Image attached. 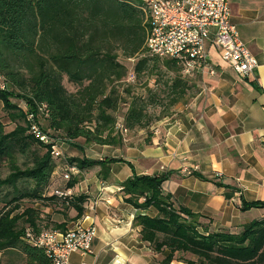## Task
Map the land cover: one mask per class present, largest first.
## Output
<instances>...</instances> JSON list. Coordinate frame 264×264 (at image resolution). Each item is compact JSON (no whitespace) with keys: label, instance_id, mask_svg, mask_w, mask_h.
<instances>
[{"label":"trees","instance_id":"trees-1","mask_svg":"<svg viewBox=\"0 0 264 264\" xmlns=\"http://www.w3.org/2000/svg\"><path fill=\"white\" fill-rule=\"evenodd\" d=\"M141 5V0H0V83L4 86L0 105L14 124L5 133L0 120V169L6 164L9 172L0 178V189L11 188L17 195L0 210V253H18L22 264H52L26 236L48 231L40 228L39 210L19 203L26 199L45 205L55 198L45 193L55 160L50 144L39 141L32 124L48 139L62 140L78 152L83 150L75 144L78 139L85 145L120 147L124 138L115 128L114 114L124 104L122 126L127 133L144 131L149 146L151 126L170 117L171 109L197 90L199 76L194 70L183 74L178 60L145 54L148 24ZM127 60L133 63L134 76L146 78L138 92L126 83ZM165 75L169 77L163 81L161 97L157 87ZM64 79L72 92L64 87ZM156 108L160 109L157 115L149 110ZM28 156L29 166L21 168L18 159ZM115 161L71 156L66 165L79 172L98 167L97 176L104 180ZM167 179L168 175H133L120 184L122 201L144 213L132 222L139 229V239L154 253H167L165 264L173 259L185 264H264V215L238 232L210 231L198 215L176 207L163 193L161 186ZM78 180L71 176L66 188ZM26 181L33 187L19 189L18 183ZM250 209L264 210V201L242 202V211ZM80 212L77 208V216Z\"/></svg>","mask_w":264,"mask_h":264},{"label":"crops","instance_id":"crops-1","mask_svg":"<svg viewBox=\"0 0 264 264\" xmlns=\"http://www.w3.org/2000/svg\"><path fill=\"white\" fill-rule=\"evenodd\" d=\"M227 3L239 40L257 62L248 78H239L208 43L207 65L214 75L198 74L191 98L150 128L151 145H145L144 136L121 148L92 144L102 157L90 160L117 161L104 180L97 176L98 167L76 169L71 176L79 180L67 188L71 196L65 200L53 191L66 189L62 175L68 166L59 175L52 173L48 188L53 190L46 196L55 198L36 204L41 230L95 229L90 252L71 254L68 264H165L167 253H154L132 226L134 217L144 213L122 201L120 184L133 175H168L163 193L176 207L198 215L210 231L238 232L264 215V210H241L242 202L264 201V0ZM7 253H0V259ZM167 264L185 263L173 259Z\"/></svg>","mask_w":264,"mask_h":264},{"label":"built area","instance_id":"built-area-1","mask_svg":"<svg viewBox=\"0 0 264 264\" xmlns=\"http://www.w3.org/2000/svg\"><path fill=\"white\" fill-rule=\"evenodd\" d=\"M141 9L147 17V32L143 44L144 52L159 60L175 59L183 66V74L195 71L214 75L207 65V44L217 50L220 59L229 65L241 79L248 78L257 68L254 56L239 40L236 29L230 21L227 0H141ZM0 84V89H3ZM24 107V106H23ZM28 120H31L29 117ZM115 128L124 137L127 130L121 123ZM31 130L43 144H50V155L55 161L62 160L59 140L48 139L40 134L36 125ZM77 174L73 167H67L62 180L67 183L70 176ZM60 199L71 196L69 189L54 190ZM28 242L42 248L52 264H68L71 254L84 256L90 252L95 237L93 227L76 225L64 232L42 231L37 236L27 232Z\"/></svg>","mask_w":264,"mask_h":264},{"label":"rangeland","instance_id":"rangeland-1","mask_svg":"<svg viewBox=\"0 0 264 264\" xmlns=\"http://www.w3.org/2000/svg\"><path fill=\"white\" fill-rule=\"evenodd\" d=\"M117 53H119V52H117ZM119 60H122V59H119ZM126 63L129 65L128 66L129 72H128V76L126 77V83L134 86L133 90H132L133 92H138L137 90L142 88L143 84L146 82V78H145L144 75H140L139 77L134 76V74L132 72V67H131V65L133 64L132 61L127 60ZM168 77H169L168 75H165L158 82L157 92H159V95L161 97L163 96L162 93H161V91L163 90V87H162L163 86V81L168 79ZM152 82L153 81L150 80L148 82V84H149V86L151 88L153 87V89H154L155 85H153ZM63 85L67 89L68 92H72L73 91V87L70 84H68L65 79L63 80ZM191 91L189 92V95H188L189 97L187 96L185 101L189 100L191 98V96L193 95V91H192V93H191ZM11 102L14 103V104H18V106L22 107V108L24 106L22 104V102L17 101V100H11ZM149 110H150V112H152V113H154L156 115L159 114V112H160L159 111L160 109H158V108H156L155 111H151L153 109H149ZM125 111H126V105L121 104L119 106L118 110L116 111V113L114 114V117L116 118V123H121V118L124 115ZM171 111H172V109H171ZM0 120H1V122L3 124V126H4V132L5 133L11 132L14 129V124L10 122L9 118L2 111L1 105H0ZM158 122H155L152 126L154 127V125L156 123H158ZM40 124H41V126L43 128H45V122L43 120H40ZM152 126H151V128H152ZM144 135H145L144 131L128 132L127 135L123 137L124 140L127 141V142L124 141V145L126 144L125 146H127L130 141L134 140V142H135L136 140L142 139V136H144ZM75 144L79 145V147H82V149H83L82 152H78V151L74 150L72 147L67 145V143L63 142L62 140L58 141V146H59V148H61V152H62V160L54 161L55 166H54L53 172L54 171L56 172L54 175L61 174V169H64V167L66 166V160L68 158H70L71 156H81V157L89 158V159H97V158L102 157L101 156L102 153L99 152V151H96L95 146H93L92 144L85 145L82 139L76 140ZM122 146H120L119 148H121ZM30 160H31L30 156H28L27 158L20 157L18 159V165L21 168H24L25 166H29ZM8 174H9L8 168H7L6 164H3V166L0 169V178L4 179ZM52 175L53 174H51L50 180L52 178ZM51 184H50V181H49L48 186H51ZM17 186H18L19 189H22V188L30 189V188L33 187V183H30L29 181H26L25 183L19 182ZM48 186H47V189H46V192H45L46 195L48 193L47 192L48 190L49 191L53 190L51 187L48 188ZM15 195H16L15 192L11 188H2V189H0V210L4 209L5 204ZM19 203L21 204V207L32 206V207H34L36 209V202H30V201H28L26 199H23ZM0 264H22V261H21V258L18 255V253L9 252V253L5 254L3 259H0Z\"/></svg>","mask_w":264,"mask_h":264}]
</instances>
